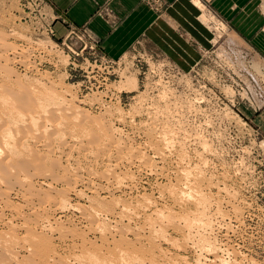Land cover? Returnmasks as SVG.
Listing matches in <instances>:
<instances>
[{"label":"rangeland","instance_id":"1","mask_svg":"<svg viewBox=\"0 0 264 264\" xmlns=\"http://www.w3.org/2000/svg\"><path fill=\"white\" fill-rule=\"evenodd\" d=\"M207 15L216 31V43L199 68L183 72L154 48H139L114 60L83 30H76L70 38L67 36L71 30L63 38H56L55 34L47 32L52 13L45 0H0V42L6 41L4 47L0 46V55L3 53L10 59L8 63L13 66H9L16 72L13 71L12 77L19 75L20 79L29 78L28 82H33L51 75L47 78L51 82L44 79L42 85L51 83L56 88L57 83L60 88L62 85L68 91L63 87L62 90L70 92L72 97L76 95V105L80 106V101L86 99L80 107L91 117L115 126V139L120 147L113 151L123 150L128 154L139 150L143 152L142 160L149 161L144 165L138 159L117 161L116 156H111L97 162L92 155L83 159L85 154L78 156L76 150H67L72 158L70 169H83L85 172L81 170V175L89 178L92 186L86 183L77 186L81 197L72 195V209L56 213L52 216L53 222L61 217L58 223L61 222L66 231H88V223L76 206H90L87 199L98 189L101 196L119 202L116 221L109 219L112 220L109 229L117 231L118 228L121 234L126 231L121 235L126 241L131 240L129 243L138 249H146L147 254L145 251L140 255L145 262L221 264L222 259L226 261L224 264H264V129L257 121L264 111V60L234 38L220 20ZM222 35L224 39L219 37ZM14 46H25L27 65L29 61L32 63L29 70L12 61L13 50L8 49L15 50ZM0 73H3L1 67ZM132 76L137 77L135 90L122 89L121 83ZM106 77L109 78L104 80ZM108 164H118L115 172L118 181L113 177L100 179ZM178 195H182V199ZM190 195L194 198H188ZM194 199H206V207H199ZM17 201L13 199L14 205L20 206L21 202ZM123 206L128 208L122 212ZM129 210L131 213L127 212ZM200 216L210 220L213 224L210 229L197 225ZM185 217L195 223L191 230ZM160 231L166 239L160 237ZM136 233L140 234V242L135 241ZM47 234L57 254L69 259L73 237L63 240L59 232ZM99 236L92 233L89 238L95 240ZM200 236L217 250L205 249ZM97 243L100 245L101 241ZM116 243L113 245L117 249L122 247L121 243ZM113 245L110 244L111 249ZM17 250L19 256L24 257V251ZM102 252L105 255H101L106 256L108 251ZM135 264L141 263L136 260Z\"/></svg>","mask_w":264,"mask_h":264},{"label":"bare ground","instance_id":"2","mask_svg":"<svg viewBox=\"0 0 264 264\" xmlns=\"http://www.w3.org/2000/svg\"><path fill=\"white\" fill-rule=\"evenodd\" d=\"M15 36L17 35L15 34ZM22 37L23 36H21V38ZM2 39H4V37ZM4 40L0 42V46L4 47V42H6ZM39 44L40 43L36 45L38 46ZM7 45L8 47L10 46L9 44ZM5 47H7L6 44ZM14 47L15 50L12 48L8 49L11 51L13 50L12 54L9 53L12 56V61L15 64L19 63L22 67L28 69V66L31 62L29 61V64L27 65L28 62L26 61V57L24 56L26 54L24 53L25 46H22V48H18L16 46ZM38 47H40V45ZM16 49L18 50L16 51ZM29 49L31 48L29 47ZM43 53L45 54L46 52ZM9 61L10 59L8 58V56L4 55L3 53L2 55H0V67L3 71V73H0V264H15V262H17V264H135L136 260L141 264H153L154 262L151 263V260L150 262H145L140 257L141 254L142 256L143 254H145L146 249L136 248L133 243H129L131 240L128 242L125 238H123V236H121L123 234L125 235L127 233L126 231L123 230V232L121 230V232H123V234H121L120 232H118L120 230H118V228L114 226V228L117 229V231H114L120 234V236H118L117 233L111 230L113 228L109 229L110 225L112 224V220L114 222L116 221L118 213H116L115 211L118 209L117 207H119V202L114 198L101 196L100 194H98V189L92 192V197H89L87 199V201H89L90 203V206H87L88 208L83 205L76 206V208L81 211V213H79L82 215V219L85 220L86 223H88V231L80 232L79 229V232L73 231L71 229L70 231H66L67 229L62 225L65 228V230H63L64 228L61 227V222L58 223L61 217L55 219L54 222L52 221V216L56 215V213H63L64 211H68L70 208L72 209L73 205H71L70 199L72 195L81 197L82 193H78V191L76 190L77 186H80V184L82 185L84 183H86V185L88 184L92 186V184H90L92 183V181L89 178H85L83 175H81L83 173L81 170L83 169H80L79 167L78 169H73V167H71L74 170V172H72L73 170L70 169L71 165L69 163L70 159H72L71 153H67V150H76L77 152H79V154H77L78 156H83L82 154H85L83 159H86L85 157H88V155H92L96 159V161L99 159H104L105 157L109 158L111 156H116L117 161L128 158L133 160L136 159V161L141 160L139 161V163H145L144 165H147L149 161L146 159H144L143 161V152H138L139 150L134 152L135 149L133 152L126 154L121 148L120 150L122 151L118 152L117 150H115L118 152V154L117 152L116 154H114L113 152L115 151L113 150L120 147V143H118L115 139V133L117 132V129L114 128V125L111 126V123V125H107V121L106 123H103L97 118H93L94 116L91 117V115L88 114L89 112L87 113L83 107L81 108V104L84 103L86 99L81 100L79 103L80 106H78L75 104L76 101L74 102V100H76L75 93L74 98L72 97L73 95L69 94L70 92H66L68 90H66L65 87L61 85V88H65L66 91L62 90L63 88L61 89L60 87H58L60 86L58 83L56 88L55 84H53V82L56 81L52 82L54 86H51V83L48 84L50 86H47L45 83L44 84L46 86L42 85L41 80H46L49 77L48 75H44L41 77V79L38 80L35 79V81L33 82H28L31 81L28 80L29 78H26L27 80L25 78V80H22L19 78V75L17 76L16 74L15 75L17 77H12V75H14V70L12 71L11 67L9 66ZM3 62L4 65H2ZM30 66H32V63ZM36 71L38 72V70ZM106 74L109 75L108 73ZM125 76L126 75L124 74V78ZM108 78L109 77H106L104 80H107ZM47 80L45 82H47ZM49 82H51L50 79L48 80V83ZM136 84V76L127 77L124 84L121 83L123 87L121 88L129 89V91L130 89L135 90L134 88L136 87ZM65 156L67 157V160H64ZM131 161L129 162L131 163ZM127 164L129 163L127 162ZM117 166L118 164H116L115 166L111 164L106 165L105 167L107 169L104 170L103 173L101 172V175H99L100 179L104 177L105 179L107 178L108 180H110L109 178L113 177L114 180L118 181L119 177L115 173L116 168H118ZM139 166H141V164ZM91 171L93 172V170ZM108 183H110L111 185L113 182ZM101 190L99 189V191ZM108 191L109 190H107V192ZM83 193H85V191H83ZM184 194L185 193H183L182 195ZM182 195H178L177 197L182 199ZM192 196L193 195H190V197L188 196V198H191ZM13 199L20 201L21 207L14 205ZM203 199H199L198 201L196 199L194 200H196L195 202L199 207H206L205 205L207 201L206 199ZM125 208L128 207L123 206L122 212L125 211ZM130 210L127 212L131 213ZM129 213L128 217L132 221V215L129 216ZM203 217L201 218L200 216V218L196 220L198 221L197 225L200 224L202 229L204 227V229L207 228L208 230V228L213 224L211 225L210 220L206 216L205 219ZM188 218L185 217L186 224L191 230L194 221L193 219L189 220L190 218ZM109 219L112 220L109 221ZM161 227H163V225ZM74 230H76V228ZM18 232L20 234H18ZM54 232H59V237L63 240H68V237H73L74 240H70L71 242H73V245L70 246L69 253L71 254L69 256V259H67V257L65 258L67 260H65L63 259V256L60 257V255L57 254V248L55 249L52 241H50L52 240L51 237L49 238L47 234H53ZM160 232L161 234L158 233L160 237L166 239V235L162 234V231ZM92 233L94 234V236L97 234H100V236L94 238L95 240H92L89 238V235ZM136 234H134L137 237L135 238V241L140 242L142 240L139 239L140 234ZM117 237H119V245L121 243L120 246H122L120 247L117 245L118 248L120 247L119 249H117V247L113 245L117 242ZM190 238H192V236ZM201 238L203 242H205V244L202 243L204 244L205 249L208 248L209 252L212 249L213 251L217 250L215 246L209 242V240L207 243L204 237ZM99 240L101 241V246L97 243ZM110 244H112L115 248L113 247V249H111ZM123 246H126V248H128L125 249L123 248ZM105 248L108 249L106 250ZM17 249L24 251L26 256H19V251ZM100 249L102 251L105 250V252L108 251L107 255L102 256L101 253L103 252ZM132 251L134 255L132 254ZM149 251H151L150 253L152 255V249ZM103 255L105 254L103 253ZM216 258L219 259L218 255ZM64 260L67 262H65ZM221 260V264H224V262H226L225 260H223L224 262Z\"/></svg>","mask_w":264,"mask_h":264},{"label":"crops","instance_id":"3","mask_svg":"<svg viewBox=\"0 0 264 264\" xmlns=\"http://www.w3.org/2000/svg\"><path fill=\"white\" fill-rule=\"evenodd\" d=\"M45 1L56 38L85 30L114 60L154 48L183 72L196 70L216 43L207 13L264 60V0ZM257 121L264 129V111Z\"/></svg>","mask_w":264,"mask_h":264},{"label":"built area","instance_id":"4","mask_svg":"<svg viewBox=\"0 0 264 264\" xmlns=\"http://www.w3.org/2000/svg\"><path fill=\"white\" fill-rule=\"evenodd\" d=\"M76 30H77V29H71L70 34H68L67 37L70 38V36H71L72 34H74ZM47 32H48L49 34H51V35H54V30H53V28H52V23L50 24L49 27H47ZM83 32L86 33V34H88L85 30H83ZM69 38H66V39H69Z\"/></svg>","mask_w":264,"mask_h":264}]
</instances>
